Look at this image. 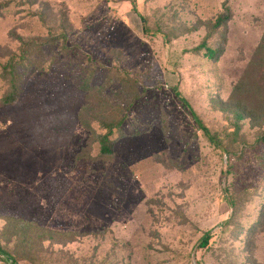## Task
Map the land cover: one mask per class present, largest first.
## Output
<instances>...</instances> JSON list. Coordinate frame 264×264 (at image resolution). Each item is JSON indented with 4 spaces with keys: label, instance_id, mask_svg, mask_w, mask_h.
<instances>
[{
    "label": "rangeland",
    "instance_id": "rangeland-1",
    "mask_svg": "<svg viewBox=\"0 0 264 264\" xmlns=\"http://www.w3.org/2000/svg\"><path fill=\"white\" fill-rule=\"evenodd\" d=\"M4 1V52L17 51L14 34L66 35L41 46L48 71L26 76L15 102H0V228L14 216L69 238L22 244L19 264H264V224L248 218L264 186V126L244 119L235 133L232 112L213 104L244 77L243 97L254 95V108L264 101V50H255L264 0H134L136 10L132 0ZM226 7L230 18L207 40L221 52L208 59L193 48ZM133 78L142 94L102 156L78 119L87 104L80 85L107 82L116 102L131 95L116 91L120 79ZM5 90L0 80V98ZM237 195L247 203L234 220ZM232 222L250 235L231 241Z\"/></svg>",
    "mask_w": 264,
    "mask_h": 264
},
{
    "label": "trees",
    "instance_id": "trees-1",
    "mask_svg": "<svg viewBox=\"0 0 264 264\" xmlns=\"http://www.w3.org/2000/svg\"><path fill=\"white\" fill-rule=\"evenodd\" d=\"M131 3L133 5V8L136 10L135 1L132 0ZM6 4V1L0 2V12L3 8H6ZM225 10L226 11L224 13H220L219 15H217L212 23L210 21L207 23V34L205 35L203 40L193 48V50L196 52L204 50L203 54L208 59L216 58L221 52L218 47L210 46L207 40L230 18L228 8L226 7ZM38 14L41 15L40 12H38ZM141 19L145 24L146 19L144 17H142ZM14 36L20 43L17 51L8 50L7 52H4V48L0 46V80H2L6 84V90L0 98V102L2 104H11L18 99L23 90L22 84L24 83L26 76H30L36 72L48 71V69L43 65L46 58H44L45 56L43 55L41 46L49 41H51L53 44L58 38H61L62 41H64L66 37L64 32H61L56 36L49 35V40H47V38H41L42 36H35L29 39H25L23 36L16 34H14ZM258 47L259 49L264 50V34L262 35L261 40L255 49L256 52ZM50 61H53V57L50 58ZM262 69L264 68L260 66L257 68V71ZM120 83L122 86L120 85L119 87L121 88L117 89L116 91L120 90V93H122L123 95H125L126 92L125 96H127V94H129V92L131 91V95L129 98L125 97V100H118L116 102H113L109 98V96L104 93L107 82L102 85H97L92 84L88 81V79H85L80 85V88L84 90L87 104L80 109L78 113V119L82 128L90 131L94 135L95 140L99 145V154L102 156L111 155L113 153L114 139L112 138V135L116 131L122 130L121 126L125 122L126 111L142 94V92H138L137 90L135 78L128 81H123L122 79H120ZM246 83V78L244 77L232 87L231 94L229 95L227 100H215L213 103L216 104L214 106H216V108L220 111L229 110L232 112V120L234 122L233 127L235 128L233 132L235 133L240 130L241 121L244 119H249L251 124L253 125L264 126V101L263 99H256V101H258V105L256 106V108H254L252 105V101H255L254 95L248 93L247 98L243 97L242 95V88H245L247 90V87L244 85ZM173 89L175 94L179 96L180 93L178 92L177 88L174 87ZM249 89L250 88H248V90ZM116 94L118 93H115V95ZM240 95L241 97H239ZM185 103L187 104V102ZM87 114L90 120L85 119L84 115ZM192 116L196 121L198 128L202 130V132L210 140H212L213 143L218 146V148H220L222 151H225L226 148L218 143V141L216 140L217 137L214 138V136L210 133V130L199 120L198 116L195 113H192ZM93 121L98 122L99 127L101 129H104V132L96 133L95 128L92 125ZM137 130L135 129L134 134L138 132ZM260 138L262 139V143H264V135H262ZM261 185H264V177L263 183H260L258 189ZM256 192L257 191H255L254 195H252L254 197L250 200L251 202L255 198L256 200H260L258 214L256 216L254 215L253 217V215L249 213L248 218L251 217L250 222H258L259 226H262L264 224V186L261 188V191H258L257 193ZM239 196L240 195H237L236 197H238V199L234 201L230 200L229 198L232 204V213L230 214V218L235 215L234 220L236 219V217L239 218L240 209L247 203V197H242V199H240ZM255 217L256 219L254 220ZM226 222H229V218ZM232 224L234 226L232 229L230 240H240L241 234L247 231L248 227L241 224V222H232ZM262 227H260L259 230H263ZM249 233L250 229L247 231V234ZM64 234L66 233L62 234L57 230H50L40 227L35 223L24 220L22 218L6 216L4 218L3 226L0 228V262H2L3 264H19L22 252L18 251V248H20L22 244L28 245L25 247H36L39 244H42L45 240H50L53 243L64 242L65 240L69 239L67 238L68 235ZM209 238V233H206L205 235L200 237L197 243L198 247H206ZM249 240L250 238L247 239L248 242ZM6 243H11L12 247L8 248Z\"/></svg>",
    "mask_w": 264,
    "mask_h": 264
}]
</instances>
